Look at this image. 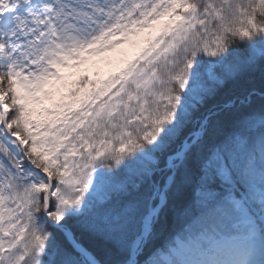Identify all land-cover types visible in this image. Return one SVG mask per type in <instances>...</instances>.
Listing matches in <instances>:
<instances>
[{"label":"snow or ice","instance_id":"6c2138e0","mask_svg":"<svg viewBox=\"0 0 264 264\" xmlns=\"http://www.w3.org/2000/svg\"><path fill=\"white\" fill-rule=\"evenodd\" d=\"M0 264H264V0H0Z\"/></svg>","mask_w":264,"mask_h":264},{"label":"trees","instance_id":"16d2710c","mask_svg":"<svg viewBox=\"0 0 264 264\" xmlns=\"http://www.w3.org/2000/svg\"><path fill=\"white\" fill-rule=\"evenodd\" d=\"M256 87H257V90L259 91V87H260V85H259V82H258V81H257ZM259 102H260V101H259V97L257 96V97L254 99V103H255L256 105H258ZM67 227H68L69 229H73V228H75V223L72 222V221H70L69 224L67 225ZM85 243H86V245L91 244L92 250L98 252L100 258H104V251H103L102 247H101L98 243H94V242H91V241H86Z\"/></svg>","mask_w":264,"mask_h":264},{"label":"rangeland","instance_id":"374dc122","mask_svg":"<svg viewBox=\"0 0 264 264\" xmlns=\"http://www.w3.org/2000/svg\"><path fill=\"white\" fill-rule=\"evenodd\" d=\"M124 47L127 49V50H129V51H131V50H133V45L132 44H125L124 45ZM115 55V54H114Z\"/></svg>","mask_w":264,"mask_h":264}]
</instances>
